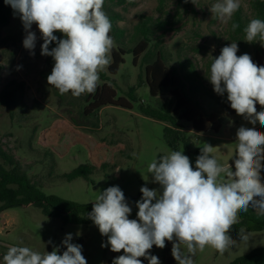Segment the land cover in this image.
Returning a JSON list of instances; mask_svg holds the SVG:
<instances>
[{
    "label": "rangeland",
    "instance_id": "1",
    "mask_svg": "<svg viewBox=\"0 0 264 264\" xmlns=\"http://www.w3.org/2000/svg\"><path fill=\"white\" fill-rule=\"evenodd\" d=\"M215 2L193 0L186 5L182 0H124L123 4L106 1L110 14L116 12L122 18L117 25L125 30V50L141 42L143 38L135 36L136 27L151 19L148 25L151 27L150 52L146 62L143 53L135 65L134 53L130 51L124 55L117 73H110L107 67L102 71L106 78L99 74L98 84L111 85L117 97H126L133 108L106 106L90 115L84 114L86 103L82 96L73 97L70 92L61 95L48 85L47 76L52 68L47 65L46 56L41 55L43 39L39 29L35 23L32 25L30 31L36 34V45L33 50L26 49L23 40L27 32L19 13L9 5L12 18L8 25H0V66H3L0 93L13 80L17 82L13 87L25 85L17 106L7 109L0 103V146L17 161L25 162L23 170L36 189L46 195L88 204L95 201L98 192L118 186L129 196L127 203L132 209L129 218L136 219V201L142 197L141 187L160 190V185L153 182L148 172V165L154 159L170 151H183L195 168L200 147L207 143L213 146L211 155L219 163H231L234 168L232 158L239 127H255L264 132V126L258 122L252 125L237 114H226L223 104L226 93L217 94L207 78L211 56L218 57L224 46L236 42L237 55L247 53L253 59L256 46L261 43H248L245 36H235L231 28L237 12H241L244 19L254 18V0H239V9L227 24L211 13L209 8ZM159 51L165 63L177 70L182 80L179 88L182 95L204 116L214 113L219 117L218 132L196 131L188 121L180 119L183 110L178 114L174 112L176 100L170 89H162L156 98L151 96L145 65L151 64ZM130 88H135V100L129 96ZM262 110L264 106L257 108V111ZM147 111L153 117L147 115ZM0 162L3 163V159L0 158ZM80 167L84 176L70 180L67 176ZM261 175L264 177V170ZM2 205L0 203V207ZM248 210L264 218L258 210L252 207ZM240 233L232 237L235 243L223 254L210 246L203 252L197 251L193 256L194 264H232L264 247V230H243L242 235L247 239H242ZM67 234H72V243L82 246L87 264H110L124 254L123 250L115 253L110 246L102 247L107 237L100 234L94 223L66 224L45 215L40 207L31 203L0 210V264L8 248L14 245L28 246L41 253L57 247L62 254L66 250L62 241ZM165 251L166 246L160 249L155 245L149 250L159 258L160 264ZM140 259L148 264L144 257Z\"/></svg>",
    "mask_w": 264,
    "mask_h": 264
},
{
    "label": "clouds",
    "instance_id": "2",
    "mask_svg": "<svg viewBox=\"0 0 264 264\" xmlns=\"http://www.w3.org/2000/svg\"><path fill=\"white\" fill-rule=\"evenodd\" d=\"M187 2V0H186ZM193 2V0H192ZM23 22L26 37L23 46L33 50L36 34L30 31L35 23L43 44L41 55L51 56L54 66L47 76L49 86L61 95L73 97L96 90L100 72L111 63L114 39L112 24L103 10L104 0H4ZM239 0H216L209 8L221 22L227 24L239 9ZM235 31L238 23H232ZM63 34L62 39L55 33ZM245 41L264 46V20L251 19L244 28ZM55 42L56 46L49 48ZM238 45L224 46L213 57L207 78L214 91L223 95L236 114L252 125L264 126V65H257L245 53L237 55ZM34 55V52L32 53ZM193 168L183 151H170L148 165L153 182L160 190L144 186L142 197L136 201V219H130L131 207L118 186L98 192L88 218L98 227L111 251L123 255L112 264H160L149 250L155 245L163 249L171 241V254L177 264H194L193 256L207 246L223 254L235 241L232 226L239 213L249 207L264 214V132L255 127L241 126L236 132L233 164L222 165L212 156L213 146L205 143ZM41 227V225H40ZM241 229L240 236L247 239ZM67 234L61 254L54 247L43 253L28 246H10L2 264H87L82 246L74 244ZM51 243V241H49Z\"/></svg>",
    "mask_w": 264,
    "mask_h": 264
},
{
    "label": "trees",
    "instance_id": "3",
    "mask_svg": "<svg viewBox=\"0 0 264 264\" xmlns=\"http://www.w3.org/2000/svg\"><path fill=\"white\" fill-rule=\"evenodd\" d=\"M106 1H110L114 4H123L124 0H104L103 10L109 17L112 29L110 35L114 39V47L111 50V63L108 66L110 73H117L120 64L124 62V55L128 52L134 53V63L138 64L140 56L145 53L144 60L146 62L147 55L149 54L148 48L150 45L151 27L147 21L141 22L136 27V35L141 36L143 39L139 42L135 48L125 50L124 38L125 30L117 25V22L122 20L120 14L112 12L106 8ZM186 5L191 4L192 0H182ZM255 9L254 18L264 20V0H254L253 3ZM12 10L8 4L4 3V0H0V25L6 26L12 18ZM253 18V19H254ZM251 19H244L241 12H237L233 18L232 23H238L234 33L235 36H245L244 28L250 22ZM165 24L163 23L162 28ZM55 35L62 39L63 34L56 32ZM239 40L238 38H236ZM53 42L49 45V48L55 47ZM147 52V53H146ZM253 61L257 65H264V46L261 44L256 46ZM46 63L49 67L53 68L54 60L51 56H46ZM3 66H0V71ZM146 80L150 88L151 96L156 98L164 88L170 89L172 95L175 97L174 112L178 114L179 110L183 112L179 115L180 119L188 121L192 128L199 132L220 130L219 117L211 113L207 116L201 114L197 108L192 104L191 100L184 97L181 93L182 80L178 75L175 68L168 66L162 53L159 51L156 59L151 64L145 65ZM103 78H106V73L101 72ZM17 82L15 80L9 83V86L0 93V103L4 108L10 109L13 106H17L20 92L24 87V83L18 84L13 87ZM135 88H130L129 96L132 100H135ZM86 103L84 114L90 115L96 111L101 110L106 106H117L124 109H132V103L126 97H117L116 90L109 84L103 85L97 84L96 90L92 93H86L81 95ZM224 109L227 115L236 114L235 110L231 109L230 102L227 100V93L223 101ZM258 103L256 108L260 107ZM147 115H151L150 111L146 112ZM13 117V112L11 114ZM152 116V115H151ZM153 117V116H152ZM176 123V122H175ZM168 131H173L168 128ZM171 143V141H170ZM0 158L3 159V163L0 162V203L2 207L0 210H5L17 205H29L34 203L43 210V213L49 217L61 219L64 223L68 224H91L92 220L88 218V213L92 211L93 203L80 204L75 201L66 200L55 195H46L40 190L36 189L29 181L26 172L23 170L25 162L23 160H16V158L7 153L0 146ZM8 166V167H7ZM85 172L82 167L69 174L67 177L72 180L76 177L84 176ZM126 201L129 200V196L126 194ZM241 229L248 231H263L264 230V218L252 214L251 211L240 213V221L232 226L231 236L234 237L241 232ZM171 241L166 242V251L163 262L161 264H177L173 256L170 255L172 249ZM1 254V250H0ZM145 264V263H143ZM147 264V263H146ZM232 264H264V247L257 248L251 253L242 256L235 260Z\"/></svg>",
    "mask_w": 264,
    "mask_h": 264
},
{
    "label": "built area",
    "instance_id": "4",
    "mask_svg": "<svg viewBox=\"0 0 264 264\" xmlns=\"http://www.w3.org/2000/svg\"><path fill=\"white\" fill-rule=\"evenodd\" d=\"M116 253V252H115ZM113 260H111L110 264H112Z\"/></svg>",
    "mask_w": 264,
    "mask_h": 264
},
{
    "label": "crops",
    "instance_id": "5",
    "mask_svg": "<svg viewBox=\"0 0 264 264\" xmlns=\"http://www.w3.org/2000/svg\"><path fill=\"white\" fill-rule=\"evenodd\" d=\"M143 262V261H142Z\"/></svg>",
    "mask_w": 264,
    "mask_h": 264
}]
</instances>
